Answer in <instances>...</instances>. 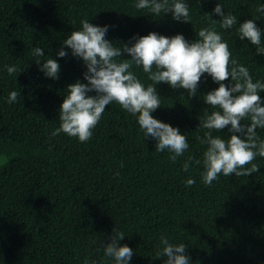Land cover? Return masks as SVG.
Instances as JSON below:
<instances>
[{"label":"trees","instance_id":"1","mask_svg":"<svg viewBox=\"0 0 264 264\" xmlns=\"http://www.w3.org/2000/svg\"><path fill=\"white\" fill-rule=\"evenodd\" d=\"M137 2L0 0V264H114L101 244L110 242L116 226L125 234L121 245L135 252L129 264H163L164 258L155 259L161 236L185 243L194 264H264V158L253 161L258 172L220 174L211 186L202 181V164L195 163L206 148L196 139L206 131L198 128L199 117L213 110L203 95L218 87L207 73L191 98L184 89L157 85L162 107L153 117L179 128L189 143L175 162L169 151H156V141L144 137L136 117L115 102L106 106L89 141L52 135L60 126L67 85L87 83L86 66L71 49L64 48L65 58L56 55L82 19L109 26L106 39L118 44L149 32L182 34L191 42L201 28L212 26L205 13L221 19L213 13L220 3L238 23L256 20L264 41V14L256 11L264 0H186L191 23L138 11ZM238 26L215 25L232 57L249 69L254 82H264V55L239 38ZM34 47L43 48L45 56H34ZM48 58L59 63V79L40 71L36 60ZM6 65L17 73L9 75ZM133 71L145 86L152 83L142 67ZM11 91L21 95L9 104ZM260 96L264 106V92ZM257 133L264 139V129ZM213 135L227 138L228 128ZM189 178L195 180L190 187Z\"/></svg>","mask_w":264,"mask_h":264},{"label":"clouds","instance_id":"2","mask_svg":"<svg viewBox=\"0 0 264 264\" xmlns=\"http://www.w3.org/2000/svg\"><path fill=\"white\" fill-rule=\"evenodd\" d=\"M134 6L138 11L147 10L151 16L171 14L174 21L191 23L190 5L186 0H138ZM256 11L264 14V4H259ZM213 13L221 19L216 21L212 14L205 13L211 18L212 26L201 28L191 42L182 34L167 37L149 32L146 36H134L128 43L118 44L106 39L109 26L94 25L88 19H82L80 29L71 31L56 55L65 58L69 53L64 48L71 49V55L81 59L86 66L83 79L87 83L77 80L67 85L59 110L60 126L52 135L62 132L79 142L89 141L106 106L115 102L136 117L144 137L156 141V151H169L172 153L169 159L175 162L189 149V143L179 128L153 117L152 113L162 107L157 85L163 82L172 89H184L191 98L197 96L201 77L207 73L218 87L203 95L202 100L213 110H205L199 117L198 128L206 131L196 139L206 148L202 160L195 163L203 166V183L211 186L220 174L240 177L258 172L260 168L253 161L257 157L264 158V139L257 133L258 128L264 129V106L260 96L264 92V82H254L249 69L232 57L228 43L215 25L227 30L238 24L239 38L250 42L256 55H264L262 30L254 19L238 23L237 17L230 12L226 14L220 3L216 4ZM32 52L36 57L45 56L40 47H34ZM124 54L130 59H122ZM36 63L45 77L59 79L57 60L48 58L41 62L37 59ZM5 67L9 75L17 73L15 66ZM134 67H142L152 83L145 86L133 71ZM229 78L230 83L226 85L224 82ZM92 92L95 95H89ZM20 95L21 92L11 91L8 103L17 102ZM245 120L250 123H242ZM226 127L227 138L213 135ZM192 159L189 157L184 163L185 171ZM194 183V179L186 180V186ZM124 238L125 234L116 226L110 242L101 244L104 256L114 264H129L135 255L132 248L121 245ZM160 245L155 259L164 258L163 264H194L186 254L185 243L172 244L167 236H161ZM85 264L89 262L85 260Z\"/></svg>","mask_w":264,"mask_h":264},{"label":"rangeland","instance_id":"3","mask_svg":"<svg viewBox=\"0 0 264 264\" xmlns=\"http://www.w3.org/2000/svg\"><path fill=\"white\" fill-rule=\"evenodd\" d=\"M1 160H2V158H1Z\"/></svg>","mask_w":264,"mask_h":264}]
</instances>
